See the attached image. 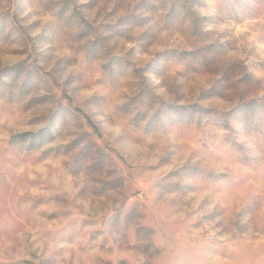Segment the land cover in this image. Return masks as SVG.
<instances>
[{
	"label": "rangeland",
	"instance_id": "obj_1",
	"mask_svg": "<svg viewBox=\"0 0 264 264\" xmlns=\"http://www.w3.org/2000/svg\"><path fill=\"white\" fill-rule=\"evenodd\" d=\"M0 264H264V0H0Z\"/></svg>",
	"mask_w": 264,
	"mask_h": 264
}]
</instances>
